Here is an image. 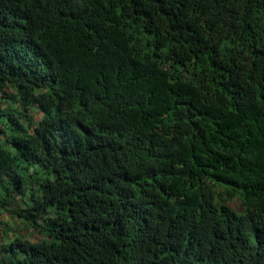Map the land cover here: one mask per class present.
Returning a JSON list of instances; mask_svg holds the SVG:
<instances>
[{
    "label": "trees",
    "instance_id": "1",
    "mask_svg": "<svg viewBox=\"0 0 264 264\" xmlns=\"http://www.w3.org/2000/svg\"><path fill=\"white\" fill-rule=\"evenodd\" d=\"M1 210L0 264H264V0H0Z\"/></svg>",
    "mask_w": 264,
    "mask_h": 264
},
{
    "label": "rangeland",
    "instance_id": "2",
    "mask_svg": "<svg viewBox=\"0 0 264 264\" xmlns=\"http://www.w3.org/2000/svg\"><path fill=\"white\" fill-rule=\"evenodd\" d=\"M8 94L14 95L13 91H7ZM5 95V94H3ZM15 105H18L16 102ZM28 112L33 115V117H38L39 112L34 107L30 106L28 107ZM219 198H221L220 201L227 204L229 207H231L236 213H242L244 211V207L241 204L240 200L236 196L232 197H226L219 193ZM7 208L11 207L7 205ZM0 212V242L7 237L8 230L14 229L15 232L22 233L24 235H27L30 238H38V233L31 229H26L25 226L19 221L18 218L14 217L12 213L6 212L4 210H1ZM12 234V233H10Z\"/></svg>",
    "mask_w": 264,
    "mask_h": 264
}]
</instances>
